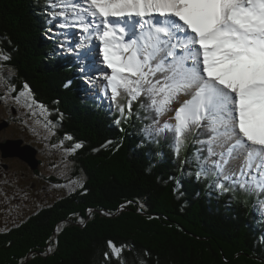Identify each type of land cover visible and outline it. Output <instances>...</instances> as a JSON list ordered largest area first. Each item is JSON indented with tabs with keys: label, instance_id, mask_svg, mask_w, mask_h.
<instances>
[{
	"label": "snow or ice",
	"instance_id": "6c2138e0",
	"mask_svg": "<svg viewBox=\"0 0 264 264\" xmlns=\"http://www.w3.org/2000/svg\"><path fill=\"white\" fill-rule=\"evenodd\" d=\"M48 7L60 28L86 34L85 58L124 120L138 102L151 120L142 129L146 139L170 140L177 157L189 143L199 145L182 164L195 160L196 179H211L221 192L255 194L264 215V0H50ZM10 60L0 50V87L8 92L16 90ZM13 99L33 116L34 106L48 112L27 82ZM34 123L55 135L47 116ZM83 147L74 141L65 151ZM125 250L131 247L108 240L103 258L128 264ZM138 264L147 260L138 257Z\"/></svg>",
	"mask_w": 264,
	"mask_h": 264
},
{
	"label": "trees",
	"instance_id": "16d2710c",
	"mask_svg": "<svg viewBox=\"0 0 264 264\" xmlns=\"http://www.w3.org/2000/svg\"><path fill=\"white\" fill-rule=\"evenodd\" d=\"M49 3L0 0V50L11 55L8 66L40 101L55 103L66 114L63 136L83 142L73 159L85 178L79 192L0 232V264H108L103 258L108 240L131 247L123 253L128 264H138V257L147 264H264V219L258 218V210L230 192L215 188L210 193L204 181L199 182L202 187L193 182L194 176L184 179L185 158L174 159L172 149L165 153L153 148L142 131L145 125L139 122L123 130L124 122L116 123L120 117H107L108 110L95 105L89 109L79 91L73 96L77 85L68 87L70 75L58 68L62 62L43 36ZM15 89H20L17 83ZM3 117L9 122L13 116L6 112ZM134 117L138 120L137 114ZM39 162L41 166L42 159ZM12 177L21 182L19 175ZM124 203L126 209L117 216L99 213L114 212ZM89 209L93 213L86 224H75ZM62 220L71 225L61 228L49 244ZM48 244L55 250L45 255ZM180 246L190 249L187 255L175 252ZM201 251L203 257L198 255ZM29 253L32 257L27 259Z\"/></svg>",
	"mask_w": 264,
	"mask_h": 264
},
{
	"label": "rangeland",
	"instance_id": "374dc122",
	"mask_svg": "<svg viewBox=\"0 0 264 264\" xmlns=\"http://www.w3.org/2000/svg\"><path fill=\"white\" fill-rule=\"evenodd\" d=\"M46 14L49 18L51 17V15H49V12ZM46 22L48 21L44 20V23ZM57 29V26L55 27L54 25L48 23L46 28L47 32L44 34L45 37L51 38V32L53 30L59 33ZM76 32L80 34L81 30L76 29ZM63 41H66L65 35H63ZM57 46L58 51L62 53L60 45L58 43H55V47ZM8 79L14 88L15 83H17L20 89L16 90L14 95H10V92H8L6 88L0 87V119L1 117L3 118L5 112L10 113V115L14 117L16 121L14 126L15 129L14 132L11 130V133L13 135L20 133L24 137V139L27 140L28 144H31L32 146L34 145L35 148H38V151H40V153L42 154L41 159L43 161V165L40 168H37L36 172H34L33 174L32 172L34 171V169L28 172V176L20 177L19 179L21 180V182L25 181L23 185L20 181L14 179L13 177L3 176L0 179V228H3L4 225L7 224V229L13 225V221H15V226L19 225L28 217L34 215V213H36V211L40 207L45 206L46 204L53 205L55 203L54 201L57 198L66 196L70 192H79L85 178L83 174H79L80 176L77 175V177H73L71 175V172L75 171L77 165L72 163L71 156L73 155V153L65 151V149L70 147L73 143L72 141L65 139V135L63 136V134L66 132L63 125L66 119V114L60 111L59 108L56 107L55 103L50 102L49 104H44L43 100V102L40 101L34 95V98H36L35 100L45 105L48 109V112L44 115H41V110L34 106L36 115H31L29 109L23 107L22 104H17L13 99V97L19 95V92L23 88V78L21 77L20 80V78L17 77L16 73L14 76L8 77ZM85 83L88 84V81L85 80ZM6 94L9 96H7L8 100L5 103L4 97ZM93 94H95V92ZM12 103H15L19 106H15L17 109L16 113H13L9 108L11 105H13ZM5 106H7L6 110L3 109L5 108ZM45 116H47V119L53 121V123L55 124V127L53 128L55 135L47 132L43 128L42 123H34L35 121L43 122ZM25 121H27V123H25ZM33 129H35V131H33ZM12 134H9L7 130H3L0 132V137L2 138L5 136H12ZM21 161L16 162L14 165H12V168L17 169L19 167H22L23 163ZM40 172L42 173L43 177L50 176L54 180L55 178L57 180L62 179L63 182L58 184L49 179H41L40 181V177L36 176ZM5 193L7 194V199H5ZM25 195L28 198L24 199ZM27 199H30V201H28V203L25 205V202L23 201ZM180 247L181 248H178L175 252L181 255H187L190 249L188 248V250H184V246ZM203 253L204 252L202 251L198 252V255L203 257ZM45 255L49 254L47 253ZM240 255L244 256L242 254ZM30 257H32V253L28 254L27 259H29ZM244 257L247 258V256ZM201 260L202 259L200 258V261Z\"/></svg>",
	"mask_w": 264,
	"mask_h": 264
},
{
	"label": "clouds",
	"instance_id": "9594fccd",
	"mask_svg": "<svg viewBox=\"0 0 264 264\" xmlns=\"http://www.w3.org/2000/svg\"><path fill=\"white\" fill-rule=\"evenodd\" d=\"M48 16L46 15V21H48V22H46V23H44L43 24V36L45 37V33L47 32V30H46V28H47V24L49 23V24H51V25H54L55 27H56V24H54V22L53 21H55V19H53V17L51 16L50 18L48 17ZM52 34H54L55 33V30H53L52 32H51ZM53 38H54V35L53 36H51V38H49V37H45V39H46V41L47 40H50L51 41V44H52V52H53V48H54V44H53ZM55 58H56V56H55ZM57 59V58H56ZM7 63V62H6ZM10 67V66H9ZM11 68V67H10ZM59 69H61V70H63L64 68H66V64L65 63H62L61 64V67H58ZM63 68V69H62ZM69 78H71V71L69 72ZM15 94V91H11L10 92V95H14ZM5 96H9V95H5ZM3 97V96H2ZM13 104V107L11 108V109H13V108H16L15 106H18V105H16L15 103H12ZM19 107V106H18ZM10 108V107H9ZM12 136H16V135H12ZM77 152H75V153H73V155L71 156V158H72V163L73 164H75V165H77L76 164V162H75V159H76V154ZM38 157H36L37 158V160H38V164H37V166H36V168H32V166L28 163V162H25L24 160H22V159H20V160H22L28 167H29V169L30 170H33L34 169V172H36V170H37V168H40L42 165H43V163H42V165L41 166H39V164H41V162H39V159H41L42 157H41V153H40V151H38ZM75 157V159H73ZM71 163V164H72ZM76 167V166H75ZM71 175L73 176V177H77V175H79L78 174V172H77V170L75 169V171H72L71 172ZM37 177H40V181H41V179H49V180H51V181H53L54 183H58V184H60V183H62L63 182V180L62 179H60V180H57L56 178H55V180L53 179V178H51L50 176H46V177H43V175H42V173L40 172L39 174H37L36 175ZM187 178V180L189 179V177H187V175L184 173V176H183V178ZM184 178V179H185ZM193 182L195 183V184H197L194 180H193ZM84 183V182H83ZM83 185V184H82ZM198 185V184H197ZM199 186V185H198ZM208 190H210V189H208ZM75 192V191H74ZM71 193V192H70ZM68 195V194H67ZM64 197V196H63ZM60 198H62V197H59V198H57L55 201H57L58 199H60ZM54 201V202H55ZM24 202V201H23ZM130 203V202H129ZM50 205H52V204H50ZM250 205V207L252 208V204H249ZM46 206H49L48 204H46L45 206H42V207H40L36 212H38L41 208H43V207H46ZM124 209H126V204L124 203V204H120L117 208H116V210L114 211V212H111V211H104V210H100V214L101 215H105V216H117L118 214H121V212L124 210ZM138 211H141L140 209H137ZM35 214V213H34ZM90 217V214H89V211L87 210V212H86V217L84 218V223L83 224H81V223H79V219L81 218L80 216H78V220H76V222H74L75 224H79L81 227L82 226H84L85 225V223H86V221L88 220V218ZM68 224H70L71 225V222H67V221H65V220H62V221H60V222H58L56 225H55V227H54V230H53V235H52V237H51V239H50V241H49V244H50V242H52V241H54V240H56V237H57V232L62 228H64V226H66V225H68ZM13 226V225H12ZM59 229V230H58ZM55 233V234H54ZM202 240H203V238H202ZM49 244H48V246L46 247V252H45V254H51V253H53V251L55 250L54 248L55 247H53V246H49ZM51 247V251H49V248ZM240 256V255H239ZM248 257V256H247Z\"/></svg>",
	"mask_w": 264,
	"mask_h": 264
},
{
	"label": "water",
	"instance_id": "95a60500",
	"mask_svg": "<svg viewBox=\"0 0 264 264\" xmlns=\"http://www.w3.org/2000/svg\"><path fill=\"white\" fill-rule=\"evenodd\" d=\"M7 100H8V97L7 99L4 98V101H7ZM11 110L17 111L16 108H13ZM15 123L16 121L14 120H10L9 122H7L6 120H1L0 121V132L3 130H7L9 134H12L11 130L14 132ZM8 137L3 138L5 139L4 142H0V152L2 156L3 157H14L17 159L20 158L24 160L25 162H28L32 166V168H36L38 164V160L35 156H36L38 148H35L34 146H32L31 144H28L27 142L26 144H23L25 141L17 139L16 136H12L11 139H9ZM14 163L15 161L11 160L10 164L12 165ZM151 233H153L154 235H159L157 231H153Z\"/></svg>",
	"mask_w": 264,
	"mask_h": 264
},
{
	"label": "flooded vegetation",
	"instance_id": "af4514ba",
	"mask_svg": "<svg viewBox=\"0 0 264 264\" xmlns=\"http://www.w3.org/2000/svg\"><path fill=\"white\" fill-rule=\"evenodd\" d=\"M6 103V101H4ZM13 107V105L10 106V109ZM4 110L7 109V106H5V108H3ZM6 113V112H5ZM8 113V112H7ZM4 119V117H3ZM2 120V119H1ZM10 120H14V117H12ZM8 137V136H6ZM18 137V136H16ZM5 138V137H4ZM9 139L12 138V136L8 137ZM1 139V137H0ZM11 160H14L15 163L16 162H19L21 161L20 159H17V158H14V157H3L1 152H0V179L3 177V176H9V177H12L13 175H19V177H26L29 175V171H31L29 169V167L23 162V166L22 167H19L17 169H14L12 168L14 164H10ZM12 168V169H11ZM34 173V171L32 172V174ZM25 203H27V200H24Z\"/></svg>",
	"mask_w": 264,
	"mask_h": 264
},
{
	"label": "bare ground",
	"instance_id": "6f19581e",
	"mask_svg": "<svg viewBox=\"0 0 264 264\" xmlns=\"http://www.w3.org/2000/svg\"><path fill=\"white\" fill-rule=\"evenodd\" d=\"M50 11H51V10H50ZM48 28H49V27H48ZM88 44H89V42L86 41L85 45H88ZM50 53H51V52H50ZM63 53H64V52H63ZM64 71H65V70H64ZM102 82H104V79L102 80ZM67 85H68V87H69V86L72 85V83H71V82H70V83L68 82ZM77 90H78V89H77V86L73 88V91H72V92H73V96H74V94H75V95L78 94ZM87 92H88V91L86 90V93H87ZM36 98L39 99L38 97H36ZM36 98H35V99H36ZM42 102H43V101H42ZM44 104H45V102H44ZM108 105H109V102H108ZM87 107H89V109H90V108L93 107V106L88 105ZM93 110H95V109L92 108V112H93ZM11 111H12L13 113H16V111H14V110H11ZM15 135L18 136L17 139H20V140L23 141L24 137H23L20 133H19V134H15ZM24 140H26V139H24ZM22 143H23V142H22ZM188 166H189V165H187V167L185 166L184 168L187 169ZM79 176H80V175H79ZM202 180H203V181H207V180H209V179H204V178H203ZM81 182H82V181H81ZM1 183H2V182H1ZM77 183H78V181H77ZM13 185H14V184H13ZM204 186H205V185H203V187H204ZM78 188H79V187H78ZM35 193H36V192H35ZM222 196H223V195H222ZM246 196H247V195H243V196H241V197H242L241 201H244V198H246ZM239 197H240V196H239ZM28 201H30V199H27V203H28ZM27 203H25V205H26ZM131 209H132V208H131ZM188 233H190V231H189ZM211 240L213 241L214 239H211ZM203 241H204V240H203ZM206 241H207V240H206ZM207 242H208V241H207ZM208 243H209V242H208Z\"/></svg>",
	"mask_w": 264,
	"mask_h": 264
}]
</instances>
